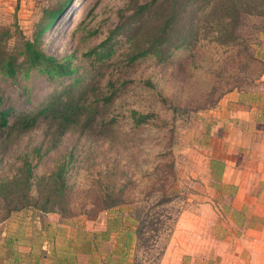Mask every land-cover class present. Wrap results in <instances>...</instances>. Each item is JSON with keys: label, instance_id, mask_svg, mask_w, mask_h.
<instances>
[{"label": "rangeland", "instance_id": "1", "mask_svg": "<svg viewBox=\"0 0 264 264\" xmlns=\"http://www.w3.org/2000/svg\"><path fill=\"white\" fill-rule=\"evenodd\" d=\"M64 1L0 0V29L13 30L16 24L18 31L32 37L44 9L58 7ZM128 1L68 0L39 45L47 54L70 59L75 68L70 76L49 80L32 68L21 72L13 82L0 72V93L4 106L13 110L11 120L47 108L24 133L0 131V182L12 177L28 158L33 181L66 162L68 183L65 219L33 208L21 210L32 212L23 217L16 214L15 220L11 215L1 219L5 210L0 203V228L21 225L24 236L29 235L32 225L37 226L32 241L24 239L21 243H31L37 250L39 244L44 245L50 229L43 228L42 222L63 220L69 228L60 232L58 241L63 243V237L67 238L71 252L78 251L79 264H85L88 257L96 261L107 257L114 245L106 264H126L119 257V247L132 242L130 231L135 222L129 219V213L138 217L142 232L134 236L128 248L129 264H160L171 241H189L187 227L196 220L187 211L191 209V214L199 216L205 213L200 204L207 195L202 146L206 112L227 91L253 86L260 69L257 63L246 68L244 56L233 48L206 42L175 50L164 62H157L151 55L129 61L132 46L126 28L111 32L127 20ZM109 36L106 45L112 53L104 57L94 54L93 50L98 51V44ZM8 43L10 48H20V34L12 35ZM247 69L252 70L253 80H249ZM64 104L77 110H64ZM138 114H148V118L136 123ZM113 199L126 204L104 208ZM119 212L123 220L112 226L111 220ZM198 222L201 225L200 217ZM106 225L112 231L108 232ZM179 225L186 231L180 232ZM200 225L194 238L199 247L212 239ZM92 231L101 240L100 251L86 247L94 238L89 241ZM11 250L17 249L10 247L8 252ZM211 251L197 250L199 264L219 261L221 252ZM13 252L8 255L2 251L0 256L11 257ZM39 253L44 255L43 250ZM184 256L189 254H182V263Z\"/></svg>", "mask_w": 264, "mask_h": 264}, {"label": "crops", "instance_id": "2", "mask_svg": "<svg viewBox=\"0 0 264 264\" xmlns=\"http://www.w3.org/2000/svg\"><path fill=\"white\" fill-rule=\"evenodd\" d=\"M255 56L261 62V67L254 85L227 91L206 112L208 120L205 122L202 146L206 157L207 195L204 203L200 204L205 213L199 216L191 214V209L187 211L196 220L187 227L189 241H171L160 264H199V248L212 250V254L215 251L221 252L222 257L212 264H264V32L255 46ZM31 212L32 210L18 211L12 213L10 218L15 220L18 217L16 214L23 217V214ZM31 217L29 215V219ZM198 217L202 219L201 225ZM42 223L43 228L50 229L44 245L39 244L37 250L31 243L21 244L24 239V242L32 241L37 226L32 225L34 230L31 228L29 235L24 236L21 225L15 228L9 224L1 227L0 252L9 255L13 252H8L10 247L17 250H14L11 257L0 256V264H79L76 256L78 251L71 252L67 238L63 237V243L58 241V235L60 232H67L69 224L63 220ZM199 225L201 228L204 226V231L210 232L212 238L209 244L200 247L198 240L194 239ZM106 226L108 232L112 231L109 225ZM181 226L179 225L180 232L186 231L187 228L181 230ZM93 231L88 233L89 240L94 237L92 243L86 246L90 250L96 242L98 247L102 245L97 232ZM133 231L134 228L130 231L132 242ZM132 242L126 241L119 247L122 250L119 257L126 264H129L128 248L132 247ZM111 247L107 257L102 256L97 261L88 257L85 264H106L115 245ZM42 250L43 256L39 253ZM183 253L189 254L184 256V263L181 261ZM207 262L206 259L205 263ZM209 262L211 263L210 260Z\"/></svg>", "mask_w": 264, "mask_h": 264}, {"label": "trees", "instance_id": "3", "mask_svg": "<svg viewBox=\"0 0 264 264\" xmlns=\"http://www.w3.org/2000/svg\"><path fill=\"white\" fill-rule=\"evenodd\" d=\"M67 3L68 0H65L58 7L44 9L43 17L35 24L32 37H26L18 31L16 24L13 30L0 29V72L3 75L16 82L21 72L32 68H37L49 80L73 74L75 68L70 59H59L47 54L39 45L42 35L61 15ZM127 9L130 11L127 20L111 32L126 28L129 35L127 39L132 46L128 53L129 61L151 55L157 62H164L175 50L206 42L233 48L238 55L244 56L246 68L252 63L261 67V62L255 56L254 43L258 34L264 32V0H129ZM16 32L20 34L21 46L10 48L9 38ZM110 36L98 44L100 48L98 51L93 50L94 54L104 57L112 53V49L106 45ZM246 71L249 80H253L252 70ZM62 108L73 112L77 110L69 104H64ZM46 110L45 106L31 114L16 115L11 120L13 110L4 106L0 93V131L5 134L13 131L24 133L34 126L39 114ZM147 118L148 114H138L135 122L143 123ZM65 119L69 120L68 117ZM66 174V162H62L51 173L33 181L32 163L24 158L16 173L0 182V203L5 210L1 219L26 208H33L39 213H54L65 219L68 212ZM121 204L126 203L113 199L106 202L104 208H118ZM121 215L119 212L113 216L112 226L123 220ZM129 219L135 222L134 236L137 238L142 233L138 217L129 213ZM93 248L98 250L97 242Z\"/></svg>", "mask_w": 264, "mask_h": 264}]
</instances>
